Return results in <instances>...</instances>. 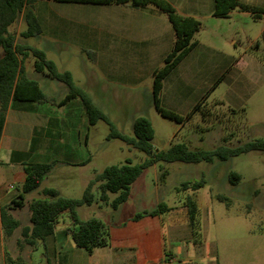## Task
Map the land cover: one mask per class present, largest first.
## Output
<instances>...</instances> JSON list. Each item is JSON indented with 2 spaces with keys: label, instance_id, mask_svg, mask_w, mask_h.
Here are the masks:
<instances>
[{
  "label": "crops",
  "instance_id": "crops-1",
  "mask_svg": "<svg viewBox=\"0 0 264 264\" xmlns=\"http://www.w3.org/2000/svg\"><path fill=\"white\" fill-rule=\"evenodd\" d=\"M166 1L181 16L200 21L202 27L195 36L197 45L163 80L161 106L186 115L198 103L205 106L208 101L209 104L222 102V107L240 112L238 115L244 114L242 120L247 133L250 134L252 129H256V133L263 130L264 57L260 52L264 47L261 39L264 15L254 21L249 13L233 11L228 18H217L212 15L213 0ZM240 1L264 9V0ZM98 6L105 10L70 8L67 15L69 18L75 15L92 18L93 14V17L107 21L96 38L99 59L104 62L113 54L116 64L125 67L117 70L118 76L102 75L89 67L90 61L82 58L80 77L76 79L69 69L63 71L70 72L75 85L82 88L103 113V106H106L126 109L133 114L144 99L154 107L149 81L151 79L153 83L152 74L162 66L174 40L168 18L152 6L139 9ZM55 9L51 4H45L42 20L35 14L41 26V34L36 37L43 42L50 37L56 38L62 31L52 18V14H59ZM249 21L258 26H250L252 31L241 35L240 30L244 31L250 25ZM201 33L204 36L201 37ZM110 37L114 38L112 52L107 50ZM86 39L91 43L89 36ZM68 45L56 40L52 41L51 48L62 52V47L68 48ZM43 52L47 57L48 53ZM30 60L25 62L27 75ZM32 62L30 68L34 73L28 77L37 82L48 98L61 100L67 93L66 85L33 71ZM144 77L148 79L146 91L140 90ZM198 115V112L191 115L189 121ZM136 118L132 117V125ZM93 127L79 99L61 106L51 102H9L0 138V208L8 206L19 226L5 238L0 221V264H27V255L36 247L22 237V229L30 226L28 206L34 199L21 193L25 167L54 163L42 183L49 181L52 173L65 171L69 174L72 191H84L91 181L88 167L92 160L89 140ZM58 184L39 187L37 195L40 197L43 189L53 188L61 197L68 198ZM168 208L169 211L158 216H145L138 221L128 219L120 225L109 226V244L95 248L91 253L75 246L67 232L68 218L62 222L58 219L52 235L40 244L45 249L48 264H218L213 259L212 247L206 246L205 238L202 244L193 241L184 204ZM165 214L167 218H164ZM175 244L180 245V253L176 252ZM191 246L193 255H189ZM229 250L228 264H264V231L230 237Z\"/></svg>",
  "mask_w": 264,
  "mask_h": 264
},
{
  "label": "rangeland",
  "instance_id": "rangeland-1",
  "mask_svg": "<svg viewBox=\"0 0 264 264\" xmlns=\"http://www.w3.org/2000/svg\"><path fill=\"white\" fill-rule=\"evenodd\" d=\"M45 4H51L59 13L51 14L62 30L60 34H57L56 38L50 37L44 42L39 37L23 39L20 35L24 30L21 15L10 28L17 43H27L47 52V57L55 61L58 70L69 69L76 79L83 73L80 66L82 58L91 62L89 67L92 70L102 75L118 76L117 70L125 66L116 64L113 54L104 62L99 59V45L96 38L108 24L107 21L105 23L98 16L93 17V14L92 18L84 15H75L69 18L67 15L70 8L80 10L88 8L96 12L105 10L104 7L38 0L33 5V11L41 20L44 18L42 10H44ZM249 22L250 25L244 31L240 30L241 35L243 32L250 33L252 31L250 26H258L256 25L258 23ZM88 36L91 43L86 39ZM202 36L204 33H201ZM56 40L69 43L68 48L62 47V52H55L51 47L52 41ZM113 46L114 38L110 37L109 40L107 39V50L112 52ZM262 48L263 51L260 52V55L264 57V47ZM253 50L255 51V49ZM1 54L0 49V56ZM31 62L32 60L27 66L29 76L34 73L30 68ZM141 82L140 90L146 91L148 79L144 77ZM150 82L152 84L151 79L149 84ZM95 101L100 105L98 98H95ZM209 103L210 101L203 108L205 112L209 113V117L203 120L199 114L185 126L159 115L155 108L149 105L147 99H144L133 114L128 113L126 109L116 110L106 106H103V109L115 129L128 136H133L132 117L143 116L151 119L155 130L152 142L154 151L166 150L173 143H185L191 149L210 150L224 145V140H226V146L235 147L254 139H264V129L257 130V133L256 129H252L249 134L244 128L242 119H239L238 116L231 117L226 108ZM109 132V124L102 121L98 122L91 130L89 147L92 160L88 167L91 180L107 166L122 165L127 161L139 164L146 159L144 153L125 142L119 139H109ZM231 172L240 175V181L235 185L230 184L228 179ZM200 180L203 181L200 189L196 191L182 189L181 183H193ZM55 182L59 183V187L68 198L79 199L82 197L83 191L78 193L70 188L69 174L65 171L52 173L50 180L42 183L40 188ZM38 190L40 189L28 193L27 197L38 198ZM94 193L96 200L91 205L78 207L77 214L81 220L95 217L108 226L125 223L134 214L157 208L161 202L167 207L185 204L186 197L192 196L199 206L200 244L205 238L206 246H211L213 249L215 262L228 264L230 263V237L264 231V152L251 151L226 161L214 159L211 163L158 162L144 170L131 186L128 200L115 210L110 203L117 194H109V201L103 203L98 201L96 188H94ZM64 218H68L66 214L61 215L60 222ZM164 218H167L166 214ZM175 248L176 252L180 253V245L175 244ZM190 248L189 255H193L192 246ZM27 257L29 258L27 264H48L45 249L39 240L36 241V247Z\"/></svg>",
  "mask_w": 264,
  "mask_h": 264
},
{
  "label": "trees",
  "instance_id": "trees-1",
  "mask_svg": "<svg viewBox=\"0 0 264 264\" xmlns=\"http://www.w3.org/2000/svg\"><path fill=\"white\" fill-rule=\"evenodd\" d=\"M36 0H0V138L5 122L6 111L11 100L31 101L37 103L51 102L58 106L66 104L72 99H79L88 117L91 127L102 121L110 126L109 139H119L127 145L146 155V159L139 164L127 161L122 165H111L98 172L85 187L82 197L79 199L61 197L56 189L46 188L41 190L40 197L33 199L29 204L30 226L22 229L23 239L32 246L36 241H44L52 235L55 224L62 214H67L69 219L70 234L75 246L91 253L95 248L105 247L109 244V226L98 218L81 220L77 214V208L82 205H91L95 200L94 188L98 190V201L107 203L109 194H117L110 203L115 210L129 198L130 188L142 175L144 170L158 162L163 163H211L214 159L226 161L251 151L264 152V139H254L247 143L228 147L226 140L224 145L214 149H191L185 143H173L166 150L154 151V129L147 117H138L132 125L133 136H128L115 129L112 122L92 101L90 96L80 87L75 85L70 72L58 71L53 61L49 60L45 53L28 45L17 43L15 35L10 28L22 15L24 30L21 32L23 39H30L41 34L40 23L33 11ZM57 3H72L83 5L101 6H128L132 9L152 6L166 15L174 31V40L170 52L163 60L161 67L152 74L153 105L156 112L162 117L179 125L189 121L191 115L199 113L203 120L209 117L205 112L204 104L198 103L186 115H179L161 106L160 95L165 77L180 63V61L197 45L196 34L201 30L200 21L181 16L175 8L166 0H46ZM233 11L249 13L254 21L262 19L264 9L243 3L240 0H213L212 15L217 18H228ZM264 40V31L261 34ZM32 59L33 71L45 74L50 79L62 82L67 87V93L61 100L48 98L39 88L36 81L28 77L25 62ZM206 99V98H205ZM204 99V100H205ZM221 106L222 102L213 103ZM231 117L243 119L244 114L238 115L236 110L226 108ZM243 113V111H242ZM54 163L29 164L25 167V181L21 187V193L28 194L37 190ZM230 184L235 185L240 181V175L231 172L228 175ZM203 185V181L193 183H181L183 190L196 191ZM184 207L187 211L189 227L193 241L200 242L199 207L192 196H187ZM163 202L157 208L145 210L134 214L130 219L138 221L145 216H158L169 211ZM0 221L5 238L12 235L19 226V222L9 212V207L0 208Z\"/></svg>",
  "mask_w": 264,
  "mask_h": 264
}]
</instances>
